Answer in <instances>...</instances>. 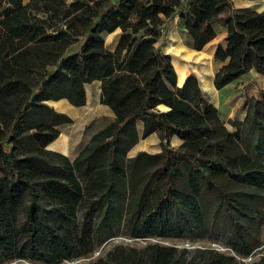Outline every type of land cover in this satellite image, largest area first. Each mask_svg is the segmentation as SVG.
Masks as SVG:
<instances>
[{
	"label": "trees",
	"instance_id": "1",
	"mask_svg": "<svg viewBox=\"0 0 264 264\" xmlns=\"http://www.w3.org/2000/svg\"><path fill=\"white\" fill-rule=\"evenodd\" d=\"M176 15L195 50L216 37V19L227 28L214 51L217 89L251 70L264 75V12L235 9L233 0H0V212L12 221L16 258L58 264L121 233L217 231L233 254L117 243L87 264H245L239 256L261 245L264 164L249 150L264 146V91L246 100L242 120L228 119L197 76L186 77L190 65L161 47ZM117 29L111 49L104 35ZM94 81L113 121L73 159L47 149L72 121L47 101L84 105ZM153 133L159 152L129 155ZM247 264H264V256Z\"/></svg>",
	"mask_w": 264,
	"mask_h": 264
},
{
	"label": "rangeland",
	"instance_id": "2",
	"mask_svg": "<svg viewBox=\"0 0 264 264\" xmlns=\"http://www.w3.org/2000/svg\"><path fill=\"white\" fill-rule=\"evenodd\" d=\"M258 6L264 8V0H257ZM242 3V1H241ZM178 15L172 21H168V26L166 32L164 33V38L160 42V45L172 53L177 59H183L188 63L190 67V72L195 73L201 81L202 86H206L208 79H211V75L216 71L218 67V62L214 60L212 48L209 46L202 52H195L187 44L185 33L180 31L177 27ZM171 27L175 30L174 33L171 32ZM178 31V33L176 32ZM120 30H116L112 33H107L104 35L106 44L109 48H114L118 40ZM221 37V34H220ZM187 50V51H186ZM184 56H187L184 57ZM190 62V63H189ZM196 66V67H195ZM197 69V70H196ZM189 72V74H190ZM203 72V73H202ZM203 75V76H202ZM200 76V77H199ZM202 79V80H201ZM204 84V85H203ZM235 87V86H234ZM234 87H232L234 89ZM89 101L88 104L77 110L75 114L73 123L68 124L63 127L64 134L66 133L68 144L70 146L69 154L73 156L80 147V144L87 138L88 134L93 130L96 124H101L109 120L110 113L104 107L101 106L98 99V85L93 83L88 85ZM232 88L229 91H232ZM234 90H239L241 92L259 95L261 91H264V77L259 73L252 72L248 75ZM207 91V90H205ZM228 91L227 94H230ZM234 94L227 98V106L223 107V114L227 116L228 119H236L243 115L241 100H237L235 97L237 91H233ZM233 96V97H232ZM238 101V102H237ZM69 103V102H68ZM70 104V103H69ZM227 128L229 130H234V126L227 123ZM248 132L243 131V137L247 136ZM248 139V138H247ZM250 139L253 143L260 142L259 137H252ZM246 140V139H244ZM178 141L171 138L170 145L174 146ZM249 153L256 160H259L264 164V146L261 148L260 152L257 153L256 150L252 149L253 144H250ZM259 147V146H257ZM161 150L160 138L158 134H154L148 138L140 137L138 142L129 151L130 156H135L139 151H148L150 153H157ZM264 206V204H263ZM124 232V231H123ZM222 235L219 232H214L209 234V237L196 238V237H183V238H157L149 237L146 239H134L127 235L121 233L120 235L114 236L105 245L97 247L96 250L85 257H80L74 260H67L60 262L58 264H87L95 260L98 256L105 253L109 248L117 243L129 244L136 247H141L147 243L158 242L163 245L177 246L180 248H188L189 250H195L196 248H215L226 254H233L232 250L223 241ZM261 245L257 247L251 255L247 257L239 256V259L243 260L245 264L248 262L259 260L264 256V223L261 226L260 232ZM0 258L2 262L0 264H38L32 263L25 260H20L15 257V236L14 228L10 217L6 213L0 212ZM40 264V263H39Z\"/></svg>",
	"mask_w": 264,
	"mask_h": 264
},
{
	"label": "crops",
	"instance_id": "3",
	"mask_svg": "<svg viewBox=\"0 0 264 264\" xmlns=\"http://www.w3.org/2000/svg\"><path fill=\"white\" fill-rule=\"evenodd\" d=\"M242 1V3H241ZM247 7H253L255 9H257L258 11L260 12H264V8L263 7H259L258 6V2L257 0H233V8L235 9H238V8H247ZM176 18V16H175ZM173 20V19H172ZM170 20V21H172ZM178 22H177V27L179 29V26H180V31L185 33L184 31V28H183V25L181 24V20H180V17L178 16L177 18ZM213 25H214V28L217 32V35L216 37L211 40L206 46L204 49H206L207 47H211L212 48V52H213V56H214V51H215V48L218 44H225V37L227 35V28L222 24L221 20L218 18L216 19L214 22H213ZM168 26V22L166 23L164 29H163V38H164V33L166 32V28ZM118 30V29H117ZM176 29H174L173 27H171V32L174 33ZM178 33V31H176ZM220 34H221V37H220ZM119 38V36H118ZM162 40V38H161ZM160 40V42H161ZM118 41V40H117ZM159 42V43H160ZM117 44V42H116ZM116 46V45H115ZM114 46V47H115ZM162 47V46H161ZM191 48V47H190ZM113 49V48H112ZM162 49L166 52V53H169L171 55L172 58H174L175 56L170 53L168 50H165L163 47ZM192 50H194L195 52H202L204 51L203 50H195L193 48H191ZM187 58V56H184ZM180 59V58H179ZM181 61H184L183 59H180ZM215 60V59H214ZM185 62V61H184ZM218 62V61H216ZM221 66V63L218 62V67L216 69V71L218 70V68ZM216 71L211 75V79L209 78L208 79V82L206 83V86H202L201 85V81L199 79V82H200V86L202 88V91L204 93V96L212 103L214 104L217 108L220 109L221 112H225L223 110V107L224 106H227L226 103H227V98L231 97V95L234 94L233 91H237L234 98L237 97L238 101L241 100V107H242V110H243V115L241 118H239V120H242L244 117H245V114H246V100L252 96H257L256 94H250V93H245V92H241L239 90H234L236 89L235 87L238 86L248 75H250V73H252L253 71L256 72V73H259L255 70H251L248 74L246 75H243L241 78H239L237 81H235L234 83L228 85L227 87L223 88V89H217L214 85V77H215V73ZM190 72V70H189ZM189 72L188 74L186 75V77L189 75ZM191 73V72H190ZM195 74V73H194ZM260 75H262L264 77V75L262 73H259ZM178 76V75H177ZM197 76V75H196ZM185 77V79H186ZM200 77V76H199ZM184 79V81H185ZM183 81V83H184ZM93 83H97L98 85V99L100 101V104L102 107H104L107 111H109L110 113V117H109V120L106 121V122H102L101 124H96V126L93 128V130L88 134L87 138L80 144V147L79 149L77 150V152L73 155V156H70L69 154V150L71 149L69 144H68V139H67V136H66V133L64 134V130H63V127L68 125V124H71L73 123L72 121L74 120V117H75V114H77V110L80 109V108H83L85 107L87 104H88V101H89V92H88V85H91ZM235 86V87H234ZM205 87V88H204ZM234 87V89L232 88ZM232 88V91H229L230 89ZM85 90H86V102L84 105H80V106H75L73 104H71L67 99L65 98H62V99H59V100H48L47 103L51 106H53L58 112H61V113H64L66 115H68L72 121L71 122H68V123H63L61 125L58 126V128L60 129V135L59 137L54 140L53 142H51L48 146H47V149L49 150H53V151H57V152H60L68 157H70L71 159L75 158L79 152L82 150V148L85 146V144L90 140V138L96 133L98 132L99 130H101L102 128H104L105 126H107L109 123H111L114 119V113L112 111V109L103 104L101 102V87H100V82L99 81H94L92 83H86L85 84ZM207 90V91H205ZM228 91L230 92V94H227ZM233 97V96H232ZM237 101V102H238ZM70 104H69V103ZM161 108H164V106H161ZM234 119V118H233ZM233 131V130H232ZM154 134H158V133H153L151 135H149L148 137L154 135ZM140 135H142V131H140ZM142 137V136H141ZM146 137V138H148ZM172 138L176 139L178 141V143L176 145H174L173 147H177L180 145L181 143V140L177 137V136H173Z\"/></svg>",
	"mask_w": 264,
	"mask_h": 264
},
{
	"label": "water",
	"instance_id": "4",
	"mask_svg": "<svg viewBox=\"0 0 264 264\" xmlns=\"http://www.w3.org/2000/svg\"><path fill=\"white\" fill-rule=\"evenodd\" d=\"M178 75V74H177ZM178 77V76H177ZM177 85L178 86H182L183 85V83L182 84H179V81H178V78H177ZM107 242H105L103 245H105Z\"/></svg>",
	"mask_w": 264,
	"mask_h": 264
},
{
	"label": "bare ground",
	"instance_id": "5",
	"mask_svg": "<svg viewBox=\"0 0 264 264\" xmlns=\"http://www.w3.org/2000/svg\"><path fill=\"white\" fill-rule=\"evenodd\" d=\"M187 51V50H186ZM190 63V62H189ZM191 67V66H190ZM196 67V66H195ZM197 70V69H196ZM203 73V72H202ZM203 76V75H202ZM202 80V79H201ZM178 81H179V78H178ZM208 82V81H207ZM180 84V83H179ZM204 85V84H203ZM205 88V87H204Z\"/></svg>",
	"mask_w": 264,
	"mask_h": 264
}]
</instances>
